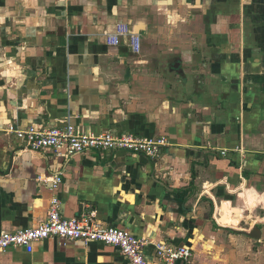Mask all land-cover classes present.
I'll list each match as a JSON object with an SVG mask.
<instances>
[{
    "label": "crops",
    "instance_id": "obj_1",
    "mask_svg": "<svg viewBox=\"0 0 264 264\" xmlns=\"http://www.w3.org/2000/svg\"><path fill=\"white\" fill-rule=\"evenodd\" d=\"M118 25L129 37L109 46ZM66 121L169 146L63 158L5 134ZM53 197L64 218L88 207L145 238L149 260L163 241L193 250L177 264H264V0H0V233L36 227ZM0 264L130 263L49 238Z\"/></svg>",
    "mask_w": 264,
    "mask_h": 264
},
{
    "label": "built area",
    "instance_id": "obj_2",
    "mask_svg": "<svg viewBox=\"0 0 264 264\" xmlns=\"http://www.w3.org/2000/svg\"><path fill=\"white\" fill-rule=\"evenodd\" d=\"M129 37L126 25H118L116 33L105 38L109 46H119L121 38ZM5 134L20 141L27 149L37 153L46 151L56 157L71 158L74 155L90 152H125L134 156L156 159L164 148L169 146L161 138H144L134 133L114 134L105 132L99 135L79 131L72 124L63 122L62 126L39 130L34 126L25 129L8 127ZM42 180L39 178V181ZM54 191L61 183V177L54 176L43 180ZM57 238L63 241H81L85 245L100 243L115 247L130 264H177L189 263L193 250L185 246H175L163 241L153 243L155 255L153 260L146 258L144 250L149 241L130 233L100 225L94 211L88 207L74 218H64L60 214V203L56 197L50 199L46 218L36 227L19 230L13 233H0V253L8 249H29L33 244Z\"/></svg>",
    "mask_w": 264,
    "mask_h": 264
},
{
    "label": "rangeland",
    "instance_id": "obj_3",
    "mask_svg": "<svg viewBox=\"0 0 264 264\" xmlns=\"http://www.w3.org/2000/svg\"><path fill=\"white\" fill-rule=\"evenodd\" d=\"M260 209V208H259ZM257 213V212H256ZM255 214V213H254ZM261 214H262V212H261V210H260V216H261ZM262 216H263V214H262ZM251 216H249L248 218H250ZM255 217L256 216H254V215H252V219H255ZM248 218H246V220H248V222L250 223L251 222V219H248ZM262 218H264V217H262ZM230 219V218H229ZM224 223H226V224H228V220L227 221H224ZM244 225L242 224V227H243ZM247 226H244V228H246ZM260 247H261V244H259V243H255V247H254V250H260ZM260 251H262V254L264 255V249H262L261 248V250ZM256 261H257V259H255V261H254V259H253V262H255L256 263Z\"/></svg>",
    "mask_w": 264,
    "mask_h": 264
},
{
    "label": "water",
    "instance_id": "obj_4",
    "mask_svg": "<svg viewBox=\"0 0 264 264\" xmlns=\"http://www.w3.org/2000/svg\"><path fill=\"white\" fill-rule=\"evenodd\" d=\"M246 235L252 239H259L261 237L260 230L257 226L252 229L250 234H246Z\"/></svg>",
    "mask_w": 264,
    "mask_h": 264
}]
</instances>
